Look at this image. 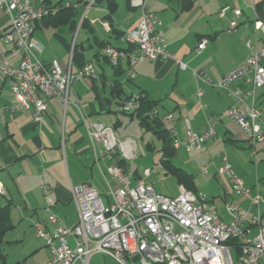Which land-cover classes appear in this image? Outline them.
<instances>
[{
    "label": "crops",
    "instance_id": "1",
    "mask_svg": "<svg viewBox=\"0 0 264 264\" xmlns=\"http://www.w3.org/2000/svg\"><path fill=\"white\" fill-rule=\"evenodd\" d=\"M109 1L48 0L51 6L73 4L75 27L69 23L58 27L33 23L32 35L40 46L37 54L41 61L50 64L57 60L74 74L80 70V63L86 62L91 63L96 72L94 77L71 81L72 101L67 104L60 96L44 98L48 109L38 126L32 120L31 110L14 112L9 109L14 102L10 92L13 81L0 71V183L4 190L0 194V205H10L13 224L4 235L7 241L3 247L7 246L4 249L5 264H45L47 261L48 249L34 234L37 221H43L49 230L52 229L44 209L42 184L51 189L52 211L68 227L78 220L71 185L88 182L97 190L95 178L101 174L94 163L91 139L74 102L90 121L110 125L120 139H128L134 153L138 142L126 136L122 129L133 121L142 132L150 131L160 142L161 149L162 140L151 129L142 127L136 114L118 110L120 102L132 93H142L146 100L153 102L161 117L162 128L167 132L173 128L174 134L169 132V135L179 140L185 139L187 122L197 133L211 125L215 127L216 134L208 137L198 149L178 148L193 152L184 162L192 163L195 173L173 164L172 157L176 153L170 158L171 163L162 164L169 172L179 169L188 175L190 181L187 184L178 181V190L184 186L193 192H203L222 219H230L225 210L226 202H234L246 209L242 226L247 236H254L259 225L264 228V142L252 143L238 124L223 114L229 106L244 108L243 103L234 102L226 89L201 85L191 72L193 69L218 78L245 63L249 53L245 44L247 39L256 41L258 46L264 45V36L252 24L256 19L264 20V0H148V9L160 21L158 33L174 57L142 60L133 80L126 76L125 59L113 65L102 55L101 49L112 45L129 50L131 47L122 40L120 31L134 27L141 12L128 0H111L115 5L110 11ZM224 6L227 7L225 15L220 16ZM81 8L83 11L79 15ZM233 9H239L240 14L235 15ZM83 17L85 20L81 24ZM9 25L8 14L0 8V53L15 66L19 63V54L2 39ZM81 28L88 33L79 39ZM202 39H205L204 47L198 51ZM102 43L105 45L101 46ZM75 44L82 53L81 60L70 58V48ZM90 49L93 51L89 58ZM175 58L182 60L186 67L181 68ZM112 83L117 84L116 88ZM200 85L204 90L202 96L196 93ZM229 89L244 92L246 104L260 109V119L264 123V86L252 89L250 83L239 80L232 82ZM251 89L252 94H246ZM170 112L171 120L164 117ZM145 148L153 149L152 143L146 141ZM222 155L240 175L250 195L258 197L257 203L233 192L229 178L218 171L223 162ZM125 165L129 170L126 160ZM130 172L132 180L141 178L137 169ZM254 214L260 216L258 225L251 223ZM6 252L22 253L15 254L10 260ZM109 264L113 262L109 261Z\"/></svg>",
    "mask_w": 264,
    "mask_h": 264
},
{
    "label": "built area",
    "instance_id": "2",
    "mask_svg": "<svg viewBox=\"0 0 264 264\" xmlns=\"http://www.w3.org/2000/svg\"><path fill=\"white\" fill-rule=\"evenodd\" d=\"M128 1L141 12L137 24L121 34L122 40L131 48L122 50L106 45L101 52L113 65L125 59L127 78L133 80L136 67L142 60L174 56L158 33L160 21L148 9V0ZM0 8L10 20L2 39L19 54V63L12 66L0 53V71L13 81L10 92L14 102L9 109L14 112L31 110L32 120L38 126L42 114L48 109L44 98L60 96L67 104L72 101L71 81L94 77L95 68L91 63H85L74 74L57 60L45 64L38 57L40 46L33 38L32 26L50 11L46 0H0ZM226 9L225 6L220 9V16L225 15ZM233 12L240 14L239 9H233ZM231 24L234 25V22ZM252 24L264 36V20L256 19ZM204 42L205 39H202L198 44V51L204 47ZM245 44L249 50L246 61L234 70L218 78H211L202 71L192 69L191 72L201 85L226 89L234 102L245 105L244 108L229 106L223 114L232 118L255 144L264 142L261 111L253 104H246L244 92L229 89L232 82L239 80L250 83L252 89L264 86V45L258 46L250 39ZM175 60L181 68L186 67L182 60ZM201 85L196 89L198 96L204 93ZM252 89L246 94H252ZM143 97L142 93H132L120 102L118 110L133 112L140 107ZM74 104L91 139L94 163L108 190L104 199L88 182L71 185L78 220L68 227L52 211L54 200L50 187L41 185L44 209L52 229L49 230L43 221H37L34 223V234L48 249L45 264H89V257L96 252L106 255L113 264H264V228L259 225L254 236L246 235L242 226L246 209L234 202H226L225 210L230 219L224 220L203 192H193L180 186L176 195L167 196L155 191L141 178L132 180L131 172L116 160L134 155L131 142L117 138L112 126L90 121L81 107ZM149 114L159 115L155 106ZM171 116V112L164 115L169 120ZM169 132L173 135V128ZM215 134L213 125L197 133L187 122L185 139L172 136V145L175 149L183 147L186 151L198 149ZM160 156H163L162 152ZM221 158L223 162L218 171L229 178L233 192L257 203L258 197L250 195L226 156ZM203 170L206 171L205 168ZM143 173L148 176L150 168H145ZM2 193L4 190L0 183ZM259 222V214H254L251 223L258 225Z\"/></svg>",
    "mask_w": 264,
    "mask_h": 264
},
{
    "label": "rangeland",
    "instance_id": "3",
    "mask_svg": "<svg viewBox=\"0 0 264 264\" xmlns=\"http://www.w3.org/2000/svg\"><path fill=\"white\" fill-rule=\"evenodd\" d=\"M82 11L83 8L79 9V15L82 13ZM49 31L52 32V29H49ZM78 33L80 39L82 38V36H86L85 34H87L88 32L84 28H81ZM88 51L89 52L87 55L90 58L93 50L90 49ZM94 65L97 67L95 61ZM122 129L123 131H125L124 133L126 136H130L135 140L136 143L138 142L137 149L135 150L134 155L130 158L125 159L128 163L129 170L131 171L137 169V172L140 175L141 179H143L145 183L152 185L155 191L159 193L161 192V194L167 196H174L178 191L177 176L175 173L167 171L166 167L163 166L161 162L162 157L159 156L160 142L158 141V139L150 131L142 132L136 121L131 122L130 125ZM117 138L119 137L117 136ZM146 141H150L152 143L153 149L145 148ZM175 153L176 155L172 157L173 164L184 168L189 173H193V164H185L184 162V160H186V157L191 156L193 152H186L183 149H178L175 151ZM145 168H150V174L148 176H145L143 173ZM95 179L97 190L99 191L102 198L106 199L108 188L105 181L103 180L104 178H102L101 175H98ZM6 248L7 246L4 249ZM6 253L9 259L12 260L13 256L15 257V254H20L22 252ZM109 261L111 262V260L106 255L100 252L93 253L89 257V264H109Z\"/></svg>",
    "mask_w": 264,
    "mask_h": 264
},
{
    "label": "trees",
    "instance_id": "4",
    "mask_svg": "<svg viewBox=\"0 0 264 264\" xmlns=\"http://www.w3.org/2000/svg\"><path fill=\"white\" fill-rule=\"evenodd\" d=\"M82 0H77V3L81 2ZM47 5L50 8V11L47 15H45L39 22L48 26L58 27L60 25H64L69 23L70 26L73 28L75 27V6L71 3L68 5L58 3L56 5H49L48 0H46ZM109 9L110 11L113 9L115 3L113 1H109ZM85 18L83 17L81 20V24H83ZM111 23V22H109ZM111 25V24H110ZM121 34L123 31H120ZM101 46L105 44H100ZM77 44L72 46V59H79L81 60L82 53L79 48H77ZM71 50V48H70ZM100 54V53H99ZM100 56H102L100 54ZM105 57V56H104ZM86 62H81L80 66L82 67ZM117 84L112 83V87L116 88ZM154 107L153 102L146 100L144 97L141 100V105L138 109L134 110L133 112H127L128 114H136L137 117L140 119V125L145 127L146 129H151L154 133H156L159 138L162 140L161 149H159L163 156H162V163L167 165L170 162V158L175 153V148L172 145V136H169L166 129L162 128V122L160 115H150V110ZM126 113V112H123ZM117 162L121 164L123 167L126 168L125 160L116 158ZM174 173L176 174L179 182H186V184L190 181V177L186 174L180 172L179 169H174ZM13 228V224L10 218V205L2 206L0 205V264H5V253H4V245L7 242L4 239V235L7 231Z\"/></svg>",
    "mask_w": 264,
    "mask_h": 264
}]
</instances>
